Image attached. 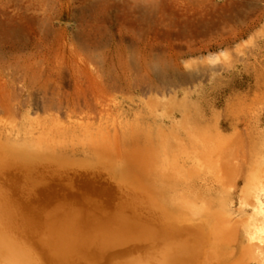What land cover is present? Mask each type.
<instances>
[{"label": "rangeland", "instance_id": "374dc122", "mask_svg": "<svg viewBox=\"0 0 264 264\" xmlns=\"http://www.w3.org/2000/svg\"><path fill=\"white\" fill-rule=\"evenodd\" d=\"M263 157L264 0H0V264H264Z\"/></svg>", "mask_w": 264, "mask_h": 264}, {"label": "bare ground", "instance_id": "6f19581e", "mask_svg": "<svg viewBox=\"0 0 264 264\" xmlns=\"http://www.w3.org/2000/svg\"><path fill=\"white\" fill-rule=\"evenodd\" d=\"M87 6H89V5H87ZM101 12V11H100ZM18 28V27H17ZM83 30V29H82ZM15 36V35H14ZM22 42V41H21ZM87 42V41H86ZM83 43H84V41H83ZM86 46V45H85ZM89 47H90V45H89ZM85 48V47H84ZM223 55V54H222ZM134 56V55H133ZM161 60V59H160ZM207 60H208V58H207ZM159 61V60H158ZM162 61V60H161ZM211 62V61H210ZM133 63V62H132ZM159 64H160V62H159ZM132 65V64H131ZM155 67V66H154ZM159 67H161V66H159ZM157 68V67H156ZM136 69V68H135ZM158 70V69H157ZM177 71V70H176ZM156 72V71H155ZM161 73V72H160ZM158 75V74H157ZM174 75V74H173ZM112 76V75H111ZM157 77V76H156ZM159 78V77H158ZM188 78V77H187ZM149 79V78H148ZM94 93V92H93ZM263 159H264V157H263ZM132 163V162H131ZM140 164V163H139ZM238 164V163H237ZM239 164H241V163H239ZM134 166V165H133ZM263 172H264V160H263ZM139 175V174H138ZM262 181V180H261ZM254 200V199H253ZM243 203V202H242ZM245 204V203H244ZM242 205V204H241ZM253 207H254V209H255V211H257V212H260V213H262V212H264V206H263V204H262V202L260 201V199L256 196V194H255V200H254V202H253ZM31 211H33V210H31ZM221 212V211H220ZM228 209H226V208H223L222 209V213L224 214V215H227L228 214ZM40 214V213H39ZM35 215V214H34ZM229 215V214H228ZM231 216V215H230ZM29 217V216H28ZM231 218V217H230ZM30 219V218H29ZM225 219V218H224ZM227 221H229V220H227ZM71 224V223H70ZM73 232V231H72ZM235 233V232H234ZM117 234V233H116ZM230 236H232V235H230ZM233 238H235V236H236V234L234 235L233 234ZM115 239V238H114ZM120 239V238H119ZM116 240V239H115ZM106 241V240H105ZM112 241V240H111ZM120 241V240H119ZM107 243H109V242H107ZM75 244V243H74ZM1 245H2V247H3V249L4 250H7L8 251V253H9V255H10V258L12 259V261H15V260H17V259H19L20 260V262H23V259H22V256H20V255H18V253L17 254H15V253H13L12 254V252H11V250L7 247V245L6 244H4V243H1ZM77 245V244H76ZM118 245V244H117ZM93 246V245H92ZM100 246V245H99ZM116 247V246H115ZM117 248V247H116ZM119 248V247H118ZM94 249V248H93ZM74 250H76V248L74 249ZM79 250V249H78ZM91 250V249H90ZM95 251V250H94ZM101 251V250H100ZM66 252V250L64 249V248H61L60 246H52V248H51V251H50V254H54V256L56 255V257H58V258H64L66 255H67V253H65ZM96 252H98L97 250H96ZM102 254H105V253H102ZM93 255V254H92ZM99 256V255H98ZM102 256H104V255H102ZM101 256V257H102ZM56 259V258H55ZM65 259V258H64ZM104 259V258H103ZM57 260V259H56ZM64 262V261H63ZM95 262V261H94ZM181 263V262H180Z\"/></svg>", "mask_w": 264, "mask_h": 264}]
</instances>
